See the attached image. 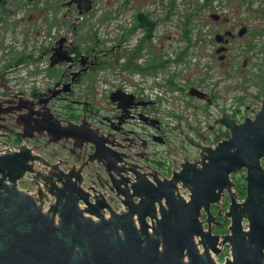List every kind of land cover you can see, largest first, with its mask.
<instances>
[{
  "label": "water",
  "instance_id": "water-1",
  "mask_svg": "<svg viewBox=\"0 0 264 264\" xmlns=\"http://www.w3.org/2000/svg\"><path fill=\"white\" fill-rule=\"evenodd\" d=\"M72 4L80 16L93 8V0H71ZM216 40L221 42L220 37ZM65 43L63 37L51 49L50 68L72 63ZM81 58L84 63L91 59ZM71 69L65 73L71 74ZM0 86L18 98V102L0 100V264H217L213 255H220L224 245L231 253L224 264H264V99L255 117H246L242 123L216 106L220 117L215 124L227 130L229 138L214 148L192 141L180 125H163L179 132L199 151V159L191 162L185 156L179 172L173 170L171 179H160L152 168L147 173L137 170L145 165L124 166L127 156L117 149L123 146L114 134L104 135L87 118L75 123L54 114L49 102L70 92L71 83L65 89L50 90L51 96L41 95L37 102L18 97L7 90L6 83ZM190 95L212 104L208 94L197 88ZM110 99L122 112L119 122L111 123L118 132L125 130L122 125L131 108L150 105L122 90L114 91ZM139 119L157 131L162 127L156 119L144 115ZM13 134L22 140L39 137L42 144L23 143L10 152L8 138ZM153 139L164 143L158 135ZM62 143L68 145L66 155L83 163L72 164L65 157L50 162L40 154ZM58 155L53 152L54 159ZM91 165L102 168L99 173L105 185L97 171L92 186L85 190L84 172ZM243 170L245 197L239 201L231 177ZM152 172L153 181L148 178ZM25 180L36 193L20 188ZM178 185L189 191L188 200L178 192ZM106 191L115 193L124 210L114 209L105 198ZM226 195L229 233H213L217 216L212 206L220 205ZM50 199L53 202L45 209Z\"/></svg>",
  "mask_w": 264,
  "mask_h": 264
},
{
  "label": "rangeland",
  "instance_id": "rangeland-1",
  "mask_svg": "<svg viewBox=\"0 0 264 264\" xmlns=\"http://www.w3.org/2000/svg\"><path fill=\"white\" fill-rule=\"evenodd\" d=\"M5 1V5L0 7V63L5 61L18 65L23 62L28 68L27 76L31 77L29 81L40 80L42 91L53 88L56 82L61 81L68 68L67 63L50 68V48L63 37L68 44L73 43L78 48L79 55L97 56V62L105 64L81 73V81L68 101L55 98L49 102L48 106L58 118L80 121L82 106H88H79L77 100L95 105L94 113L108 114L112 111L108 91L119 87L124 70L137 73L146 80L152 79L154 85L162 87L174 100L178 96L177 91H180L181 100L186 102L183 113L174 110L166 96L157 100L158 111L169 120L181 121L185 113L190 115L191 120H187L185 126L187 132L183 126L182 130L195 143L198 141L188 133L192 129L198 136H206L211 146L228 139L225 129L215 124L220 117L219 110L226 111L242 123L246 117L254 118L261 107L264 99V0H93L92 10L81 16L75 4L69 5L71 0ZM138 12L157 22L151 40L131 63L135 62L142 71L124 67L128 54L133 55L145 35L142 29L134 30ZM213 16L221 19L215 20ZM242 30L246 31L240 36ZM225 31L235 35L227 45L216 41V37ZM222 45L228 46L227 51L217 53ZM150 64L152 67H149ZM72 71L76 73L80 70L72 68ZM13 80L16 81L12 82L14 86L26 84L16 74ZM117 80L119 84L115 83ZM31 88L34 89L33 86ZM192 88L207 93L212 104L190 98L186 90ZM200 111L206 122L202 129L199 127ZM175 134L181 136L179 132ZM181 137L183 141H173L177 151L189 161H197L199 151ZM10 143L18 145L20 140L12 136ZM26 144L41 143L36 140L34 144L29 141ZM53 152L72 160L61 146L44 152L41 150L40 154L50 162H56ZM178 158L181 159L180 156ZM94 174L85 173V182L89 183ZM245 176L243 170L231 177L239 201L245 197L238 192L239 185L245 184ZM20 188L26 191L29 185L21 182ZM117 203L110 202L113 207ZM228 204L226 195L220 205L227 210ZM205 219L203 215L202 220ZM229 225L230 221L226 218L220 227L212 228L213 233H229ZM204 227L207 229V225ZM213 257L217 264H224L227 257L231 258L229 246L224 245L221 254Z\"/></svg>",
  "mask_w": 264,
  "mask_h": 264
},
{
  "label": "built area",
  "instance_id": "built-area-1",
  "mask_svg": "<svg viewBox=\"0 0 264 264\" xmlns=\"http://www.w3.org/2000/svg\"><path fill=\"white\" fill-rule=\"evenodd\" d=\"M27 69H28L27 66H25V64L23 62H21L18 65H14L13 63L5 62V61L0 63V74H1V72L4 73L3 77L5 79V82L3 84L5 85V83H6V85L8 87H10L9 91L18 93L17 94L18 97H23L25 99H31L34 91H37V92H44V91H42V84H41L40 80H37L36 82H30L29 81V79L31 77L27 76V73H28ZM15 74L20 77L21 82L24 81L26 84L20 83V87L16 86V85L15 86L12 85V82L16 83V81L13 80V77ZM156 80L159 81V83H161V84L164 83V82H161L160 79H156ZM115 83L119 84V80L115 81ZM32 86L34 89L31 88ZM19 88H21V89H19ZM117 89H121L122 91H124L127 94L134 95L137 101H144V102L150 103L149 106L141 107L137 110L132 111V113H131L132 118H134L135 121H137L139 124V128L137 129V139H136L139 143V146L133 150V156L132 157H134V158L133 159H127V162H129L130 164L132 163V164L141 166V167L143 165H145V166H143L144 169L139 168V171L142 173L150 172L151 168H152L159 173L160 179H163V176L166 177L167 179H171L173 177V174H174L173 170L179 172L181 170V163H183L185 161V156H181V153L179 151H177L173 141L174 140L183 141V138L181 136H179L178 134H175L176 132L171 131V130L166 129V128H162V130L159 131L158 133H153L151 130H149V128L144 123H142L139 120V115L142 114V115L148 117L149 119H156L160 122L161 125L167 124V125H171V126H176V125H180L181 127L183 126L187 132L188 129L185 126H186L187 120H191L190 115L185 113V115L182 116L183 120H181V121H178L174 118L169 120V119H166L165 117H163L162 113H160L158 111V107H157V105H158L157 100L160 97L166 96L167 102L174 108V110H176L178 113H183L184 105L186 102L181 100L183 98L181 97L180 91L179 90L177 91L178 96L174 100L173 97H171L167 91L165 93V91L162 87H160L159 85H154V81L152 79L146 80L137 73H130V72L124 70L121 74L119 87L117 86L116 88L115 87L110 88L108 91L107 96H108L112 111H110L108 114H104V115H101V112H99L98 115L96 114L94 116L95 119L90 118V120H88L92 123V125L94 127H99L102 133L105 132L104 135H107V133L108 134L112 133L115 135V131L112 130V128H106L105 125H100L99 121L105 120L107 118H109V119L111 118L112 121L117 123V119H116L117 111H118L117 105L112 103V101L110 99L112 92L116 91ZM186 91H187V94H189V91L188 90H186ZM38 94H40V93H38ZM189 96H190V94H189ZM3 98H8V99L14 98V100L18 102V98L14 97L12 95V93L7 92L2 87H0V100ZM190 98H193V97L190 96ZM194 99H196V98H194ZM205 124H206L205 117H204L203 113L200 111L199 112V127L202 129V126ZM188 133L191 136H193L198 141V143H200L201 146H206V147L211 146L210 145L211 143L207 142L208 138L206 136H204L205 138H202L201 135L198 136L197 133L195 132V130H193V129L190 130V132H188ZM154 134L161 136L164 140V143L163 144L156 143L153 140ZM116 140L122 144V141H123L122 139H120L118 137V138H116ZM211 141H212V139H211ZM143 142L147 143L146 147L142 146ZM23 143L26 144V141H23L21 144H23ZM21 144H18V145H21ZM18 145L10 144L11 148L8 147L7 150L10 152H13L15 150L18 151ZM215 146L213 145L211 147L214 148ZM117 149L122 152L123 147L122 148L119 147ZM167 151H169V153H170L169 155H167ZM176 151H177V153H176ZM135 153H139L141 155H144V159L139 158L137 155H134ZM178 156H180L181 159H179ZM149 165L151 167H149ZM153 174H154V172H152V176L148 175V178L151 181H153ZM84 180H85V178H84ZM23 182H27V181L25 180ZM178 186H179L178 192L180 191L182 196L186 200H188L190 193L187 191V189L183 188L182 185H178ZM82 187L83 188L87 187L85 185V182H83ZM30 193H36V191H32ZM187 196H188V199H187ZM105 198L108 200V202H111V201H109L107 194H105ZM52 202L53 201L51 199L49 201L45 202L44 208L47 209ZM114 209L121 212L122 210H124V207L119 202V204L116 207H114Z\"/></svg>",
  "mask_w": 264,
  "mask_h": 264
},
{
  "label": "flooded vegetation",
  "instance_id": "flooded-vegetation-1",
  "mask_svg": "<svg viewBox=\"0 0 264 264\" xmlns=\"http://www.w3.org/2000/svg\"><path fill=\"white\" fill-rule=\"evenodd\" d=\"M218 19H221L220 17H218ZM217 37H220V40H221V44H223V45H227V44H229V42L235 37V35L232 33V32H230V31H225L224 32V34H222V35H220V36H217ZM216 37V38H217ZM217 41V40H216ZM218 42V41H217ZM219 43V42H218ZM220 46V48H218V50H221L222 48H224V50H222L221 52H226L227 51V47L228 46ZM65 48L66 49H68L69 51H70V54L72 55V57H73V60H72V63L70 64V63H60V64H66V66L70 69V68H75V69H78V70H82V67L83 68H85V67H87V68H94L95 66H97V64H98V62H97V56L95 57V56H91V60H89L87 63H84L83 61H82V56L83 57H86V56H84V55H77L76 53H74V52H76L75 50H76V47L73 45V43H71V44H67L66 45V43H65ZM218 50H217V53H221V52H218ZM93 58V59H92ZM71 74H74V75H71L70 77H66L67 76V74L66 73H64V76L62 75V80L61 81H59V82H56L54 85H53V88L51 87V88H47L44 92H42V95L43 94H46V93H48V96H51V93H49V91L50 90H53V89H56V90H60V89H65L66 88V84H68V83H71V87H70V92H68V93H62L61 95H66L65 97H62L61 95H58V96H56L55 98H58V99H63L64 101H68L69 100V97L71 96V95H73V93H74V90H75V86L78 84V82L79 81H81V78L82 77H79L78 75H76V73H74V71H72L71 72ZM4 81H5V79H4V77L2 76V75H0V85L1 84H3L4 83ZM7 90H9V89H7ZM118 90H121V89H118ZM124 92V91H123ZM35 94H37V93H33L32 95V98H31V100H33L34 102H37L39 99H40V96L39 95H36V97H34V95ZM127 94V93H126ZM130 95H132V94H130ZM134 96V95H133ZM135 97V96H134ZM54 98V99H55ZM13 101H15L14 100V98L12 99ZM135 100H136V98H135ZM137 101V100H136ZM66 103H69V102H66ZM76 104H78L79 106H82L83 104H86L88 107L87 108H85L84 106H82L83 107V117L82 118H87V120H90V118H94L95 119V115L97 114L98 115V113H99V111H97L96 113H94V109H95V105H93L92 103H83L82 101H79V100H77L76 101ZM142 106H138V107H134V108H131L130 109V111H129V113H128V116H127V118H126V125H122L123 127H124V131H120V132H118V131H115L114 129H112V130H114L115 131V137L116 138H120V139H122L123 141H122V146H123V149H122V153L123 154H125L126 156H127V159H133L132 158V156H133V150L134 149H136L138 146H139V143H138V141L136 140L137 139V129L139 128V124H138V122L137 121H135V119L134 118H132V111H134V110H137V109H139V108H141ZM147 107V106H146ZM117 116H116V119H117V123L119 122V120H118V118H119V116L122 114V112L117 108ZM140 115H142V114H140ZM139 115V116H140ZM93 116V117H92ZM81 118V119H82ZM140 120V119H139ZM90 122V121H89ZM107 122V123H106ZM91 123V122H90ZM99 123H100V125H105L106 126V128H112L111 127V123H115L116 124V122H114V121H112L111 120V118L109 119V118H107V119H105V120H101V121H99ZM163 125L164 124H162L161 126V130H162V128H163ZM121 126V127H122ZM149 130H151L153 133H158L159 131H157L156 129H154V128H151V129H149ZM160 130V131H161ZM127 132H129V136H126L127 134ZM131 132H133V133H131ZM154 135H157V134H154ZM153 135V136H154ZM12 136H16L17 137V135L16 134H13V135H10L9 136V138H8V142H9V144H11L10 143V138L12 137ZM18 138V140H20V143L22 142V139H20L19 137H17ZM125 138H127L128 140H125ZM36 140H39L40 141V143L42 144V139H40L39 137H37L36 139H34V140H28L29 142H32L33 144L35 143V141ZM154 140V139H153ZM144 143V142H143ZM157 143V142H156ZM61 148L63 149V150H66V152H67V147H68V145H66V144H64V143H62L61 145ZM143 146V145H142ZM88 151H92L91 150V148L89 147L88 148ZM88 151H84L83 153H87ZM56 153V152H55ZM58 153V152H57ZM68 153V152H67ZM134 155H137L139 158H142V159H144V155H141V154H139V153H135ZM59 156V155H58ZM83 158V157H82ZM71 161H72V164H77V165H79V164H82L83 162L82 161H77V159L73 156V157H71ZM132 165H134V166H137L138 167V165H135V164H130L129 162H125L124 163V166H126L127 168H129L130 166H132ZM149 167H151L150 165H149ZM138 171H139V167H138V169H137ZM42 171V170H41ZM98 171V173H97V177H98V180L100 181V183H102V184H104L105 185V181H104V179H103V177L100 175V173L99 172H103V170H102V168H100V167H95L94 165H91V166H89V168L88 169H86L85 170V172H84V174L86 173H89V172H92V173H95V172H97ZM94 178V177H93ZM93 178H90V180H89V183L88 182H85V180L83 181V182H85V185L87 186L86 188H84V189H88L89 190V188L92 186L91 185V182L92 181H94V179ZM26 184H27V182H25ZM246 184V183H245ZM27 190H29L30 192H32V191H35V189L34 188H28ZM107 192V196H108V198H109V201H111L112 203H117V200L120 202V200L119 199H117V198H115L114 196H115V193H110V191H106ZM114 195V196H113ZM227 198H229L228 196H227ZM244 199V198H243ZM242 199V200H243ZM119 203H117V205H118ZM229 204H230V201H229ZM229 204H228V207H229ZM221 205H215V206H212V212L215 214V216H217L216 217V222H213L212 223V228L213 229H215L216 227H220L221 225H222V222L223 221H225L226 220V212L228 211V207H227V210H223L222 209V206L220 207ZM206 218V217H205ZM229 227V226H228ZM205 230H207V229H205ZM229 231V230H228ZM222 236H225V235H222ZM221 236V237H222ZM200 250L202 251V247H200Z\"/></svg>",
  "mask_w": 264,
  "mask_h": 264
},
{
  "label": "trees",
  "instance_id": "trees-1",
  "mask_svg": "<svg viewBox=\"0 0 264 264\" xmlns=\"http://www.w3.org/2000/svg\"><path fill=\"white\" fill-rule=\"evenodd\" d=\"M208 2V0H207ZM6 1L4 0L1 4H0V7H2L3 5H5ZM157 27V22L152 20L151 17H149L148 15L142 13V12H138L136 15H135V26H134V30L136 29H142L145 33L144 35V38L140 41V44H138L136 46V50L134 51L133 55L132 53L128 54V57H127V63L125 64V68L128 69H135L136 71H142V68H140V66H138L137 64H135V62L133 63V65L131 64L133 60H135L142 52L143 50V47L144 45L151 40L152 38V35H153V32L155 31ZM77 55H79V50L78 48H76L75 50ZM183 56H181L180 58H182ZM105 64L104 62H98L96 68L94 69H97V68H101L103 67ZM149 67H152V65L150 64ZM216 100V99H215ZM69 108H71L70 104H68ZM233 117H235L233 115ZM225 136L227 138H229V133L227 130H225ZM238 192L239 194L243 197L245 196V184H240L239 187H238Z\"/></svg>",
  "mask_w": 264,
  "mask_h": 264
}]
</instances>
